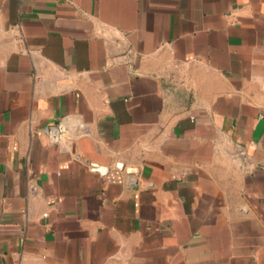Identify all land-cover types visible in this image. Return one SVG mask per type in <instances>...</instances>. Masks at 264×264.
<instances>
[{
  "label": "crops",
  "instance_id": "0c3cea01",
  "mask_svg": "<svg viewBox=\"0 0 264 264\" xmlns=\"http://www.w3.org/2000/svg\"><path fill=\"white\" fill-rule=\"evenodd\" d=\"M0 264H264V0H0Z\"/></svg>",
  "mask_w": 264,
  "mask_h": 264
},
{
  "label": "built area",
  "instance_id": "2783aa9c",
  "mask_svg": "<svg viewBox=\"0 0 264 264\" xmlns=\"http://www.w3.org/2000/svg\"><path fill=\"white\" fill-rule=\"evenodd\" d=\"M65 132L66 129L63 125L48 130L49 136H51L54 140L59 139Z\"/></svg>",
  "mask_w": 264,
  "mask_h": 264
}]
</instances>
